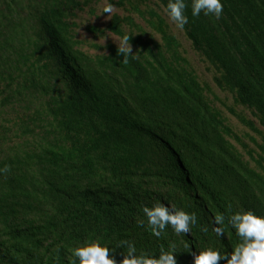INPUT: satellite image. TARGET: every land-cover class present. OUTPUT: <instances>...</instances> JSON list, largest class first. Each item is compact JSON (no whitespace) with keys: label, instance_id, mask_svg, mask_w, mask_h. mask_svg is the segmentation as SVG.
I'll return each mask as SVG.
<instances>
[{"label":"trees","instance_id":"1","mask_svg":"<svg viewBox=\"0 0 264 264\" xmlns=\"http://www.w3.org/2000/svg\"><path fill=\"white\" fill-rule=\"evenodd\" d=\"M99 1L0 0V264H73V249L92 241H129L153 256L175 244L177 264L208 248L231 253L240 238L228 218L264 216V148L248 160L237 151L165 20L152 10L144 18L147 0L108 1L153 31L112 16L105 30L131 37L127 63L114 45L85 51L74 20ZM153 1L167 12L168 0ZM185 2L182 30L213 83L264 128V0H222L219 19L193 17ZM158 203L195 213L197 224L153 236L143 208ZM126 250L110 256L119 264Z\"/></svg>","mask_w":264,"mask_h":264},{"label":"clouds","instance_id":"2","mask_svg":"<svg viewBox=\"0 0 264 264\" xmlns=\"http://www.w3.org/2000/svg\"><path fill=\"white\" fill-rule=\"evenodd\" d=\"M115 6L108 3L103 13L109 15L114 11ZM187 4L185 0H168L167 14L175 25L184 29L189 19L185 14ZM192 16L199 17L203 11L205 15H212L219 19L223 13L222 0H192ZM131 37L125 34L119 46H117V57H123L127 63L128 58L134 57L133 49L129 43ZM7 170V169H5ZM143 213L147 218V225L151 234L157 238L172 227L177 234H188L193 225L197 224V215L187 212L183 209H173L170 206L158 203L151 207L145 206ZM224 216L215 218V224L222 225ZM228 222L235 230L240 242L232 249L231 253L221 254L218 250L208 248L198 254L193 253L194 264H220V261H226V264H264V216H259L255 212L241 211L233 213ZM143 226V222H141ZM204 231H207L205 228ZM217 235L223 237L222 228L216 227ZM123 259L119 264H177L176 245L170 244L168 249H162L159 256H153L148 253H137L136 245L129 241H122L117 248H125ZM117 248L104 246L97 241H92L83 247L73 249V264H117L114 253Z\"/></svg>","mask_w":264,"mask_h":264},{"label":"rangeland","instance_id":"3","mask_svg":"<svg viewBox=\"0 0 264 264\" xmlns=\"http://www.w3.org/2000/svg\"><path fill=\"white\" fill-rule=\"evenodd\" d=\"M108 1L109 0H100L97 4L93 6L91 4L89 8H84L83 11L76 13V18L74 20L77 26L75 30L76 38L84 42L82 48L91 55H94L107 52L106 50L100 51L95 47L105 48L107 45L119 46L121 39L105 30L106 25L110 22L113 15H118L120 17L128 16L132 18L134 23L142 30L153 34V31L149 29L146 22V20L149 19L146 12L149 10L154 11L165 20L169 32L177 39L180 45L181 55L187 59L190 67L195 71L201 83L209 86L211 90L210 100H213L214 106L222 113V116L227 119L229 126L239 137V141L229 139L231 143L236 147L239 153L244 155L246 160H248V158L245 153L249 150H252L255 156L259 154V146L264 148V128L259 125L257 119L248 109L237 105L228 92L220 90L215 86L213 83L214 72L209 71L210 67L193 51L191 43L187 40L184 31L178 28L175 23L169 19L165 9L162 6L160 7L153 0H147L140 8L144 11V18L146 20H143L137 13L131 12L129 5H126L124 8L115 7L110 15L104 14L103 9L108 4ZM90 10H93V13H91ZM88 28H90L92 32ZM125 31L128 32L129 29L125 27ZM133 32H137L136 29H133ZM154 38L158 40V35L155 34ZM213 97H215V99ZM230 108L234 110L235 114H238L246 121L252 122L257 127L260 134L253 132L243 125L235 115L229 112ZM243 145L245 146L244 148L242 147Z\"/></svg>","mask_w":264,"mask_h":264}]
</instances>
